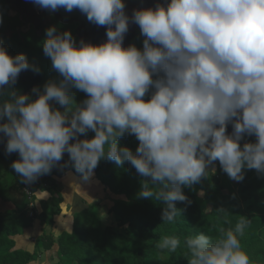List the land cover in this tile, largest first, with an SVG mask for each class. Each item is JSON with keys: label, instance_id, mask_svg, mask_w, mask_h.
I'll return each instance as SVG.
<instances>
[{"label": "clouds", "instance_id": "obj_1", "mask_svg": "<svg viewBox=\"0 0 264 264\" xmlns=\"http://www.w3.org/2000/svg\"><path fill=\"white\" fill-rule=\"evenodd\" d=\"M33 2L51 11L80 10L90 22L107 26V42L77 46L70 31L50 27L43 52L63 79L33 88L35 100L10 90V99L0 103V134L7 138L6 153L20 157L11 167L25 183L20 196L27 197L32 219L30 234L14 238L16 247L36 248L33 235L53 232L35 190L65 153L85 182L102 159L118 166L129 162L146 178L138 197L166 205L164 223L181 215L175 202L191 203L183 188L214 175L217 161L237 182L245 178V168L264 174V0H170L166 7L134 10L131 17L124 0ZM130 20L145 37L142 50L123 46ZM30 67L26 55L10 56L0 46V94ZM72 88L88 98L76 104ZM89 131L95 133L92 139L79 138ZM125 134L139 141L135 153L119 145ZM245 135L256 142L241 146ZM250 223L239 216L217 237L203 231L187 236L188 264H252L241 244ZM180 246V239L169 235L155 244L171 253Z\"/></svg>", "mask_w": 264, "mask_h": 264}, {"label": "trees", "instance_id": "obj_2", "mask_svg": "<svg viewBox=\"0 0 264 264\" xmlns=\"http://www.w3.org/2000/svg\"><path fill=\"white\" fill-rule=\"evenodd\" d=\"M19 9L18 0H0V20H2L0 44L5 42L8 46L5 39L8 32L13 35L11 45L13 40H20L22 33L20 28L26 22L30 23V28H33L39 36L55 24H65L49 12L40 17L33 16L32 20H29L21 15ZM13 10L18 11L16 15L10 14ZM47 15L50 16L49 20ZM70 23L74 22L70 21L68 24ZM77 25L80 27V35L81 25L79 23ZM7 29L10 30L6 32ZM139 34L141 33L138 31L130 41V45L136 41L134 39L139 37ZM25 43L26 41H18L16 45L21 44L23 47ZM14 47L13 45L12 49ZM35 69L39 68L32 66L22 71L11 89L5 85L3 94H0V103L10 99L7 94L10 90L29 95L33 100L37 99L32 90L33 88L42 90L45 77L43 71ZM150 96L151 91L145 99H150ZM87 98L85 94L82 99L74 102L81 104ZM52 106L64 111L54 102ZM94 135V132L89 131L86 136L81 135L79 138L92 139ZM246 142L255 143L256 137L245 135L241 146ZM6 143L7 138L0 134V165L7 163L13 176L11 186L5 184L7 196L0 198L9 201L8 199L14 198L13 196H23L25 183L11 167L20 157L18 153L7 154ZM118 143L134 153L139 146L136 137L129 134L121 137ZM214 165L218 167L214 175L210 174L202 178L199 183L183 188L184 194L191 203L175 202L177 209L181 210V215L173 223H164L162 212L166 205L155 198L138 197L142 181L146 178L140 176L127 161L123 166H118L113 161L102 159L94 170L93 180L101 184L108 195L117 197L111 199L113 206L108 212L113 218L115 216L116 225L105 226L102 222L101 203H94L74 215L71 224L73 230L65 231L59 236H55L54 233L44 234V238L36 239L38 245L30 252L31 248L28 246L16 247L18 243L14 239L16 236L25 235L26 228L32 225V219L26 210L29 203L26 197L24 202L18 205V209L0 213V264H32L37 260L39 251L53 250L54 246L58 247L60 260L58 264H188L186 249L183 246L187 236L203 231L217 237L222 228L234 226L239 216H245L251 221L245 230V236L241 238L242 247L249 254L252 264H264V174L258 173L255 169L245 168L243 181H236L235 186H231L226 180L228 175L223 172L219 162H215ZM69 170L80 177L71 166L69 155L65 153L59 165L46 175L45 185L40 187L39 191L53 193L55 175ZM67 186L74 191L77 188L68 183ZM59 199L60 202L63 201L61 194ZM221 208L227 213L219 212ZM50 212L54 214V209ZM164 235L176 236L180 239L181 246L175 253L162 252L155 247L156 242Z\"/></svg>", "mask_w": 264, "mask_h": 264}, {"label": "rangeland", "instance_id": "obj_3", "mask_svg": "<svg viewBox=\"0 0 264 264\" xmlns=\"http://www.w3.org/2000/svg\"><path fill=\"white\" fill-rule=\"evenodd\" d=\"M18 11L13 10L10 12L11 15H16ZM58 32H64V31H70L72 33L73 38L76 41V44L79 41V37L76 34L75 30L79 25H77L76 22L70 23V24H55L54 25ZM10 29H7L6 32H8ZM136 32L140 29L138 27H135ZM20 31L22 33L21 36L19 37L20 40H13V45L15 46L13 49V45L10 44L11 37V32L7 33V37L5 36V39L8 42V46H6V43L3 42L0 44V46H3L8 54L10 56L15 57L18 54H24L27 57V60L30 65L36 66L40 69V71H43L44 77H45V83H47L49 80H55L59 82L61 79H63L58 72H56L52 68L51 60L47 56H45L43 52V47H42V42L46 39V32L39 36L33 28H30V23L26 22L23 27L20 28ZM141 33V32H140ZM145 37H143L141 34H139V37L135 38V42L132 43V45H137V48L143 49V40ZM18 41L24 42L26 41L25 45L23 47L21 44L16 43ZM137 42V43H136ZM138 45L140 47H138ZM45 85V84H44ZM71 96L73 99L80 100L82 99V96L85 95L86 93L79 91L75 88H72L70 91ZM215 169L217 171V166H215ZM215 171V172H216ZM56 180H62L66 181L68 184L77 186L75 191H72L71 189H67L65 187L67 183H65V186L58 183L53 186V193L50 191V194L48 193H43L40 192L39 189H36L37 196H40L42 198L41 201V206L44 210H47V214L45 215V218L48 220H52L54 223V219L58 220V228L57 230L54 229V224L53 226H49V232L53 231L55 236H59V234L65 232V231H71L73 230V227L71 224L73 223V217L76 212L79 210H82L86 207H89L91 204L94 203H101V216H102V222L104 223L105 226H114L115 224V216L114 218L108 214L109 210L113 206V201L111 199H117L116 196L114 195H108L109 193L107 190L99 184L96 180H93L94 175L91 177V179L87 182L81 180L72 170L66 171V172H61L57 175H55ZM55 180V181H56ZM227 182L231 186H235L234 180L230 179L229 176L226 178ZM13 182V176L11 172L9 171V165L7 163H3L0 165V196H7L5 184L8 186H11ZM233 184V185H232ZM47 195V199H44L41 195ZM62 196L63 203L60 202L59 196ZM110 197V199H109ZM80 203V204H79ZM58 205H60V211L58 210ZM54 209V214H51L50 211ZM62 212V213H61ZM59 214V215H58ZM53 217V219H52ZM65 221L68 223L66 225ZM36 223V221H35ZM50 227L52 229H50ZM66 229V230H64ZM64 230V231H63ZM47 232V231H46ZM24 236V235H22ZM34 237L44 238V234H41V236L35 234L33 235ZM19 242L21 240L19 239ZM35 246L38 244L34 243ZM21 246V245H20ZM31 248L29 251L32 252L34 249V246L29 245ZM43 251V250H42ZM39 251L37 253V260L35 262H32V264H58L60 262L58 258V247H54L53 251L52 250H45Z\"/></svg>", "mask_w": 264, "mask_h": 264}, {"label": "water", "instance_id": "obj_4", "mask_svg": "<svg viewBox=\"0 0 264 264\" xmlns=\"http://www.w3.org/2000/svg\"><path fill=\"white\" fill-rule=\"evenodd\" d=\"M161 0H124V3L126 5L125 7V13L129 17H131V13L134 10H140V9H147V8H154L157 4H161ZM169 0L166 2L168 3ZM25 3L29 6V8H36L38 9V12H40V16H43L47 9H43L40 6L36 5L33 0H25ZM56 17L60 18V20L68 24L70 21L77 22L81 25L82 33L79 35L80 27H77L75 30L76 34L79 37V41L77 43V46L80 45V41H93L96 44H103L107 42V26H99L96 25L93 22H90L87 19L86 14H82L80 10L74 9L71 12L66 11L64 8H59L58 10L51 11ZM49 20V18H47ZM37 24V22L35 23ZM136 24L132 23L131 20L129 22V30L125 34L124 39V45L125 48L129 46V34L130 32H134V27Z\"/></svg>", "mask_w": 264, "mask_h": 264}, {"label": "flooded vegetation", "instance_id": "obj_5", "mask_svg": "<svg viewBox=\"0 0 264 264\" xmlns=\"http://www.w3.org/2000/svg\"><path fill=\"white\" fill-rule=\"evenodd\" d=\"M19 1V10H20V12H21V15L22 16H25L26 18H28L29 20H32V17L33 16H36V17H40V15L42 14H40V12H38V9H36V8H29V6L25 3V0H18ZM167 0H161L160 2H161V4L162 5H164L165 7L167 6V2H166ZM170 1V0H169ZM46 13H45V15L49 12V13H52V12H50V10H46L45 11ZM53 14V13H52ZM132 14H133V12L131 13V16H132ZM47 18H50V16L49 15H47ZM36 21H38V20H36ZM137 27L139 28V26L137 25ZM137 34V32H136V30H135V27H134V32H130V34H129V38H128V40H129V43H130V41L133 39V37L135 36ZM84 42H86V41H84ZM86 43H91V44H93V45H99V44H96L95 42H93V41H91V40H89V41H87ZM125 47V46H124ZM54 106V105H53ZM2 122H6V120L5 121H2ZM227 132H228V134H231L232 132H233V127H232V125L231 124H229L228 125V129H227ZM217 169H218V167H217Z\"/></svg>", "mask_w": 264, "mask_h": 264}, {"label": "crops", "instance_id": "obj_6", "mask_svg": "<svg viewBox=\"0 0 264 264\" xmlns=\"http://www.w3.org/2000/svg\"><path fill=\"white\" fill-rule=\"evenodd\" d=\"M58 183V186H59V184H61L62 186H63V184H64V186H65V183H67V182H65V181H62V180H56L55 181V184H57ZM66 186H67V184H66ZM65 188H69V189H71L72 191H74L73 190V188H71L70 186H67V187H65ZM44 199H47V196H48V194L47 195H42V194H40ZM14 198H10V199H8L9 201H7V200H4V199H2V198H0V212H6V211H11V210H15V209H18V205L19 204H21V203H23L24 202V199L22 198V196H20V195H16V196H13ZM39 200L40 201H42V198L39 196ZM80 204V203H79ZM42 207V206H41ZM62 213V212H61ZM59 215V214H58ZM57 223H58V220L57 219H54V229H56L57 230V228H58V225H57ZM65 223H66V225L68 224L66 221H65ZM64 230H66V229H64ZM63 230V231H64ZM31 232H33V231H31ZM30 233H28L27 232V230H25V235L26 236H28ZM20 245H22V243H19V246ZM21 247V246H20Z\"/></svg>", "mask_w": 264, "mask_h": 264}, {"label": "built area", "instance_id": "obj_7", "mask_svg": "<svg viewBox=\"0 0 264 264\" xmlns=\"http://www.w3.org/2000/svg\"><path fill=\"white\" fill-rule=\"evenodd\" d=\"M38 181H39V178H38L35 182H38ZM35 182H33V183H31V184H26V185H27L28 188H31L32 185H33Z\"/></svg>", "mask_w": 264, "mask_h": 264}]
</instances>
